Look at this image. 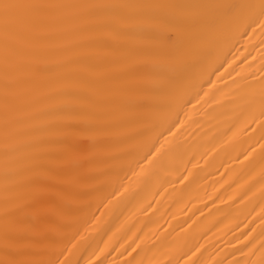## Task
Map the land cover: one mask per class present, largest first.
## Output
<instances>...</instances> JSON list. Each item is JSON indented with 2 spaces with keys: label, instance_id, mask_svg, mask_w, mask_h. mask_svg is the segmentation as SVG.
Listing matches in <instances>:
<instances>
[{
  "label": "snow or ice",
  "instance_id": "1",
  "mask_svg": "<svg viewBox=\"0 0 264 264\" xmlns=\"http://www.w3.org/2000/svg\"><path fill=\"white\" fill-rule=\"evenodd\" d=\"M257 27L264 36V0H0V264H71L60 259L70 253L60 247L66 226L60 221L70 215V202L101 191L92 185L97 158H120L110 144L117 113L133 122L166 104L185 90L206 45L234 28L255 33ZM88 57L96 66L85 62ZM77 71L88 78L68 83ZM42 85L49 86L44 95ZM243 98L264 140V76L245 86ZM193 99L202 97L197 93ZM177 125L184 121L177 118L167 131ZM158 143L143 161L151 164L160 154ZM134 163L139 167L141 160ZM260 182L264 185V175ZM260 219L264 222V214ZM246 240L237 249L245 258L227 264H264V229L258 247ZM199 251L197 245L185 253L184 264H203L192 259ZM125 264L140 262L133 257Z\"/></svg>",
  "mask_w": 264,
  "mask_h": 264
},
{
  "label": "bare ground",
  "instance_id": "2",
  "mask_svg": "<svg viewBox=\"0 0 264 264\" xmlns=\"http://www.w3.org/2000/svg\"><path fill=\"white\" fill-rule=\"evenodd\" d=\"M262 39L258 27L255 33L234 28L205 46L202 61L193 68L183 92L133 122L120 120L117 113L110 144L120 158L98 157L92 185L101 191L69 203L70 215L60 221L66 225L60 247L70 253L60 259L67 257L71 264H125L135 257L140 264H184L189 259L185 253L199 245V254L192 259L203 264L225 260L227 264V260L245 258L237 249L244 246L246 237L259 246L264 229L260 219L264 214L260 182L264 140L258 123L252 124L248 116L243 90L264 76ZM85 62L96 66L93 57ZM87 78V73L77 71L68 83ZM48 91V85L39 88L41 95ZM197 93L202 97L199 101L193 99ZM189 99L192 104L187 103ZM177 118L184 126L177 125L169 133ZM157 140V147L163 148L149 164L142 157ZM135 160H141L139 167ZM184 176L188 179L183 180ZM2 188L0 126V202ZM56 222L53 217V225Z\"/></svg>",
  "mask_w": 264,
  "mask_h": 264
}]
</instances>
